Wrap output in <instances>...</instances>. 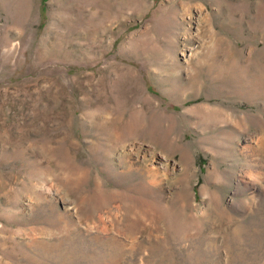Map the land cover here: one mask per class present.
Masks as SVG:
<instances>
[{"label": "rangeland", "instance_id": "374dc122", "mask_svg": "<svg viewBox=\"0 0 264 264\" xmlns=\"http://www.w3.org/2000/svg\"><path fill=\"white\" fill-rule=\"evenodd\" d=\"M0 264H264V0H0Z\"/></svg>", "mask_w": 264, "mask_h": 264}, {"label": "bare ground", "instance_id": "6f19581e", "mask_svg": "<svg viewBox=\"0 0 264 264\" xmlns=\"http://www.w3.org/2000/svg\"><path fill=\"white\" fill-rule=\"evenodd\" d=\"M208 15H209V14H208ZM134 117H135V116H134ZM129 132H130V131H129ZM261 144H262V143H261ZM249 147H251V146H249ZM188 148H189V146H188ZM185 151H186V150H185ZM130 166H131V165H130ZM132 166H133V165H132ZM130 168H131V167H130ZM147 169H148V168H147ZM251 175H252V174H251ZM255 181H256V180H255ZM245 185L248 186V187H253L254 182H253L252 180H247L246 183H245ZM238 187H239V186H238ZM101 193H102V192H101ZM101 193H100V194H101ZM125 194H126V193H125ZM133 200H134V199H133ZM237 200H238V199H237ZM243 201H244V200H243ZM246 201H247V200H246ZM246 201H245V202H246ZM156 202H157V201H156ZM232 202H233V201H232ZM234 202H235V201H234ZM248 202H249V201H248ZM133 203H134V202H133ZM153 203H154V202H153ZM235 203H236V202H235ZM242 203H243V202H242ZM243 204H245V203H243ZM243 204H242V206H244ZM136 205H137V204H136ZM155 205H156V204H155ZM139 206H140V205H139ZM238 206H239V205H238ZM238 206H237V207H238ZM131 207H132V206H131ZM135 207H136V206H135ZM240 207H241V206H240ZM129 208H130V207H129ZM167 209H168V208H167ZM130 210H131V208H130ZM165 210H166V209H165ZM145 211H146V210H145ZM153 214H154V213H153ZM143 217H144V216H143ZM155 223H156V222H155ZM156 225H157V224H156ZM182 228H183V227H182ZM147 247H148V246H147ZM149 247H150V246H149ZM134 249H135V248H134ZM133 251H134V250H133ZM156 251H157V250H156ZM129 254H130V253H129ZM149 254H150V253H149ZM147 256H148V255H147ZM144 262H145V260H144ZM145 263H146V262H145Z\"/></svg>", "mask_w": 264, "mask_h": 264}, {"label": "trees", "instance_id": "16d2710c", "mask_svg": "<svg viewBox=\"0 0 264 264\" xmlns=\"http://www.w3.org/2000/svg\"><path fill=\"white\" fill-rule=\"evenodd\" d=\"M44 1H46V0H44ZM45 8H43V10H44Z\"/></svg>", "mask_w": 264, "mask_h": 264}]
</instances>
